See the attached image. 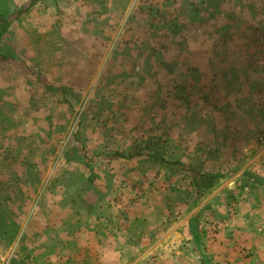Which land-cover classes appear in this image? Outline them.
Wrapping results in <instances>:
<instances>
[{"label":"crops","instance_id":"1","mask_svg":"<svg viewBox=\"0 0 264 264\" xmlns=\"http://www.w3.org/2000/svg\"><path fill=\"white\" fill-rule=\"evenodd\" d=\"M26 2L0 0V15ZM169 3L168 34H154L151 50L137 30L121 51L127 65L113 69L152 70L155 110L169 106L164 119L172 135H186L188 151L199 157L190 167L200 202L166 211L167 228L147 226L154 211L137 209L142 215L132 217L121 207L97 209L90 203L89 167L76 158L74 140L62 146L69 116L41 109L43 98L29 96L27 83L3 82L10 91L0 92V264H264V148L256 140L264 129V71L252 66L264 0ZM28 15L19 18L23 26ZM23 26L11 25L0 36V56L19 62L24 73L6 68L26 77L23 50L3 51L2 44L29 38ZM58 37L65 38L62 32ZM135 60L138 65L128 67ZM103 69L109 70L97 67ZM18 89L25 97L13 95ZM54 135L62 138L50 146ZM58 155L68 159L50 173L51 157Z\"/></svg>","mask_w":264,"mask_h":264},{"label":"rangeland","instance_id":"2","mask_svg":"<svg viewBox=\"0 0 264 264\" xmlns=\"http://www.w3.org/2000/svg\"><path fill=\"white\" fill-rule=\"evenodd\" d=\"M42 1L29 10L26 26L20 24H25L19 21L21 16L9 25L26 27L29 38L2 41L3 51L23 50L26 77L6 68L11 65L22 71L16 66L19 62L0 56V64L6 68H0V83H27L29 96L43 98V102L39 100L41 109L63 111L69 116V128L62 127L68 133L62 146L74 140L79 153L76 158L89 167L87 175L94 192L90 203L97 209L121 207L132 217L142 215L141 210L154 211L156 219L152 216L146 221L147 226L169 227L172 221L166 211L176 205L195 208L200 202L193 181L197 172L190 167L197 156L188 151L186 135H172L171 122L164 119L169 106H156L162 119L155 116L153 87L149 85L152 70L113 69L127 65H123L121 51L136 38L132 34L137 30L143 32L144 46L151 50L154 34H168L169 0H47L53 1L49 6H43ZM27 4L28 0L2 16L9 19ZM160 28L163 33L158 32ZM60 32L65 36L61 40ZM130 64L128 67H133L138 61ZM104 65L109 70H97ZM9 91L0 86V92ZM13 95L25 97L22 89L14 90ZM177 102L187 103V99L180 96ZM188 124L190 128L196 125ZM79 128L90 134L80 135ZM56 136H49L50 146H54ZM59 155L51 157L50 173L64 158L68 159ZM180 191L181 196L173 200V194L177 196ZM156 209L162 213L157 214Z\"/></svg>","mask_w":264,"mask_h":264},{"label":"built area","instance_id":"3","mask_svg":"<svg viewBox=\"0 0 264 264\" xmlns=\"http://www.w3.org/2000/svg\"><path fill=\"white\" fill-rule=\"evenodd\" d=\"M255 55L253 57L252 66L257 72L264 71V30H258L254 34ZM257 143L264 148V129L258 133L256 137Z\"/></svg>","mask_w":264,"mask_h":264},{"label":"trees","instance_id":"4","mask_svg":"<svg viewBox=\"0 0 264 264\" xmlns=\"http://www.w3.org/2000/svg\"><path fill=\"white\" fill-rule=\"evenodd\" d=\"M39 1L40 0H28V4L19 12H17L15 16L9 19H6L4 16L0 15V36L5 33L11 22L31 10Z\"/></svg>","mask_w":264,"mask_h":264}]
</instances>
